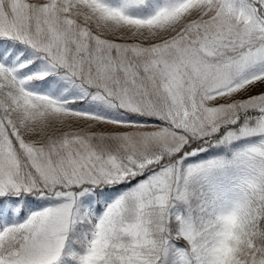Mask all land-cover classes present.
I'll return each mask as SVG.
<instances>
[{
	"label": "snow or ice",
	"instance_id": "6c2138e0",
	"mask_svg": "<svg viewBox=\"0 0 264 264\" xmlns=\"http://www.w3.org/2000/svg\"><path fill=\"white\" fill-rule=\"evenodd\" d=\"M0 264H264V0H0Z\"/></svg>",
	"mask_w": 264,
	"mask_h": 264
}]
</instances>
